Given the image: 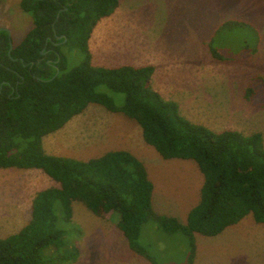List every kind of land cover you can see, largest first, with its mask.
<instances>
[{"label":"rangeland","instance_id":"rangeland-1","mask_svg":"<svg viewBox=\"0 0 264 264\" xmlns=\"http://www.w3.org/2000/svg\"><path fill=\"white\" fill-rule=\"evenodd\" d=\"M119 3V16L107 22L104 30L118 33L119 38L109 36L103 46L104 55L99 57L106 60L103 64L135 60L139 53L150 49V62L156 65L153 87L164 99L176 102L182 116L214 131L259 132L264 145V0ZM225 22L228 25L222 27ZM31 28L32 16L20 8L19 0H0V29L9 32L11 47ZM65 41L53 42L58 46L55 62L63 59L60 73L85 58L78 47ZM120 46L129 53H121ZM97 90L111 95L117 104L124 100L122 93H113L104 86ZM138 136L143 140L134 120L90 103L61 128L44 135L42 147L47 154L85 161L113 149L131 152L135 144L132 138ZM143 143L150 158L145 163L153 185L154 213L184 223L188 211L199 201L202 173L195 161L165 159ZM52 186V179L41 169L0 167V237L18 232L31 218L37 192ZM54 207L64 237L61 245L44 248L43 258L48 264L188 262L187 237L164 231L155 217L142 225L138 239L149 261L129 247L114 222L93 214L82 202L72 203L69 220L61 217L58 202ZM194 240L191 264H264V225L256 223L251 213L215 236L195 233ZM59 257H63L61 261Z\"/></svg>","mask_w":264,"mask_h":264},{"label":"trees","instance_id":"trees-1","mask_svg":"<svg viewBox=\"0 0 264 264\" xmlns=\"http://www.w3.org/2000/svg\"><path fill=\"white\" fill-rule=\"evenodd\" d=\"M119 0H19L31 14L32 28L10 48V35L0 29V167L41 169L58 187L37 192L31 218L16 233L0 237V264H48L43 250L62 244L54 204L69 220L72 203L82 202L93 214L108 218L129 247L150 261L139 245L142 225L155 217L166 232L187 237L191 264L194 234L215 236L251 213L264 225V145L259 132L214 131L182 116L174 101L151 86L152 65L96 66L89 36ZM228 22L222 24L227 26ZM57 36H62L57 39ZM78 47L84 60L67 72L51 48L53 42ZM64 43V44H65ZM47 52V53H46ZM58 73L56 74V70ZM104 86L122 93L112 96ZM90 103L103 105L134 120L144 141L163 158L191 159L203 175L199 201L184 223L154 213L153 185L143 162L126 150H111L88 160L45 153L42 137L61 128ZM58 253V252H57ZM63 257H59L61 261Z\"/></svg>","mask_w":264,"mask_h":264},{"label":"crops","instance_id":"crops-1","mask_svg":"<svg viewBox=\"0 0 264 264\" xmlns=\"http://www.w3.org/2000/svg\"><path fill=\"white\" fill-rule=\"evenodd\" d=\"M120 11L121 10H120V3H119L118 6L116 7V9L109 16H106V17L100 19L98 21V23L96 24L95 28L92 30V32H91V34L89 36V39H88V49H89L90 55H91V62H92L93 65L104 66V67H117V66H120V65L141 66V65H149L150 64V65H152L154 67L153 73L151 75V86H152L153 89H155L153 87L152 77H155L156 65H155L154 61L150 62V49L145 51L146 53H143V52L139 53L135 60H131V61H127V62H121V63H120V61H117L116 63H113V64H117V65L103 64V62H105L106 60L99 58L102 55H104L103 52H102L103 46H106V41L108 40L109 36L114 35V36H116L115 39L119 38V34L118 33H115V34H112L110 32L105 33L104 30L106 29L105 24L107 22H109V21L113 22L114 18H117L119 16ZM120 50H121V53H123V54L124 53H126V54L129 53V52H124L122 46H120ZM141 54L143 55L142 58L140 57ZM100 63H102V64H100ZM114 113H119V112H114ZM233 130H235V129H233ZM135 132H136V134L140 133L139 130H136ZM252 133H254V132H252ZM243 134H246V133H243ZM249 134H251V133H249ZM138 138H140L141 140H139ZM138 138L137 139L136 138L135 139L132 138L135 144H132V146L130 148V149H132L131 153L133 155H135L138 159H140L143 162L144 166L146 167L148 178H149L150 177V172H149V169L147 168L145 160L148 161V160H150V158H148V155H146V153L148 151H144V149L146 148V146H144L145 144L143 143L144 139L142 140L141 136H138ZM113 150H115V149H113ZM119 150L128 151V149H119ZM30 169H35V168H30ZM36 176L38 177V179H40V178L42 179L41 176L40 177H39V175H36ZM200 182H201V185H202L203 180L200 181ZM52 185H53L52 187H58L59 186V184L56 181H54L53 179H52ZM201 185H200V188H201ZM40 190H42V189H40ZM151 199H152V197H151ZM185 221H186V219H185Z\"/></svg>","mask_w":264,"mask_h":264},{"label":"flooded vegetation","instance_id":"flooded-vegetation-1","mask_svg":"<svg viewBox=\"0 0 264 264\" xmlns=\"http://www.w3.org/2000/svg\"><path fill=\"white\" fill-rule=\"evenodd\" d=\"M57 47V46H56ZM49 50H51L52 52H54V53H57V51L55 50V49H53V48H51V49H49ZM47 53V52H46Z\"/></svg>","mask_w":264,"mask_h":264},{"label":"water","instance_id":"water-1","mask_svg":"<svg viewBox=\"0 0 264 264\" xmlns=\"http://www.w3.org/2000/svg\"><path fill=\"white\" fill-rule=\"evenodd\" d=\"M63 40H65V37H64V39ZM10 48H11V42H10ZM58 73V69L56 70V74Z\"/></svg>","mask_w":264,"mask_h":264}]
</instances>
